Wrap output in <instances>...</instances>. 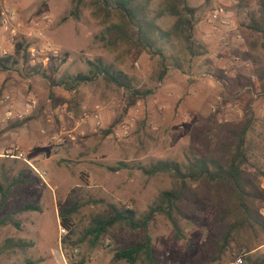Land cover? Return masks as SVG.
Wrapping results in <instances>:
<instances>
[{"label": "rangeland", "instance_id": "obj_1", "mask_svg": "<svg viewBox=\"0 0 264 264\" xmlns=\"http://www.w3.org/2000/svg\"><path fill=\"white\" fill-rule=\"evenodd\" d=\"M183 1L194 9L193 36L207 47L202 55H190L179 36L173 35L167 42L156 40L162 56L125 46L107 49L97 37L102 26L90 16L87 0L78 19L68 15L70 0H0V55L11 53L15 42L21 43L17 63L0 70V95L8 93L12 99L17 95L34 97L42 109L39 113L26 112L17 123H22L25 130L19 128L18 136H14L17 130L8 129L0 143L11 146L20 136L25 140L24 135L27 140L34 139L31 146L19 149L44 171L42 180L22 159L0 157V185L6 192L0 216L8 215L18 222L17 226L0 224V246L7 237L15 240L21 234L27 235L35 248L29 250L28 245L24 249L30 255H35L34 250L44 254L40 264H55L59 249L66 264H128L124 259H113L115 248L138 244L146 236L152 264H223L238 252L262 257L264 245L230 254L219 247L217 236L222 228L215 221L213 205L185 218L176 217L175 226L161 214H153L144 228L136 230L116 224L100 237V244L92 247L86 239L73 247L59 243L66 231L55 215L58 206H75L72 239L81 236L102 202L133 209L138 216L157 192L170 184L166 174H149L142 168L157 160L183 162L190 155L201 154L203 143L211 147L209 129L213 123L250 120V159L261 173L258 179L264 189V92L254 91L249 78L257 77L264 89L262 39L259 32L248 27L250 17L257 15L258 0ZM161 2L150 0L149 16ZM176 3L180 7V1ZM216 5L225 8L231 31L238 34L222 60L213 56L214 47L200 38L201 20ZM9 11L16 13L20 23L13 38L1 23ZM43 13L51 23L42 29V41H49L58 50L55 56L45 50L31 55L27 48L26 40L32 39L26 34L28 21ZM155 22L166 28L173 17L163 15ZM232 57L237 61L231 62ZM95 58L130 75L135 87L150 92L128 104V92L100 75L74 83L75 74H90L86 61ZM162 69L164 74L158 79ZM8 105L0 103V110L10 108ZM39 127L43 131H37ZM28 128H34V133L26 132ZM244 167L253 172L252 167ZM17 175L24 180L14 182ZM29 199L44 207L40 215L17 212ZM259 212L264 217V201ZM10 250L0 251V264L22 263L24 256L11 254ZM133 264L150 261L140 254ZM243 264H248L245 259Z\"/></svg>", "mask_w": 264, "mask_h": 264}, {"label": "trees", "instance_id": "obj_2", "mask_svg": "<svg viewBox=\"0 0 264 264\" xmlns=\"http://www.w3.org/2000/svg\"><path fill=\"white\" fill-rule=\"evenodd\" d=\"M178 7L176 0H162L161 5L152 16L148 15L150 0H87L90 16L97 19L102 26L98 39L110 50L119 46L133 48L136 52L146 51L157 53L156 40L167 42L171 35L179 36L184 42L187 52L192 56L206 52V45L198 42L194 36V9L188 7L183 0ZM68 15L78 19L84 0H70ZM257 15L254 14L248 22V27L259 32L261 48L264 50V0L257 1ZM170 15L173 22L169 27L161 28L155 19ZM21 43L15 42L11 53L0 55V70H8L17 63V54ZM64 59H62V62ZM89 75L77 73L72 77L74 83L89 80L95 75L102 76L107 82L128 92L129 103L146 96L149 89H140L132 83L131 76L106 64L100 58L87 60ZM164 74L162 69L158 79ZM250 120L234 124L231 122L213 123L209 129L212 140L211 147L202 144L199 155H190L183 162L173 160H157L143 167L142 171L149 174L164 173L170 179L167 188L160 189L152 203L145 211L136 215L133 209L118 206L112 202H102L101 209L89 219L80 237L72 239V218L75 206H58L56 215L58 224L66 231L59 238L60 245L75 246L86 239L90 247L100 244V237L112 226L123 224L130 230L144 228L153 214H161L175 226V218H185L193 212L202 210L208 205L216 207L215 221L221 226L217 236V244L230 252H248L253 247L264 245V217L259 212L264 201V189L260 186L255 162H251V140L248 137ZM245 165L253 168L248 172ZM14 182L22 181L18 175ZM14 184V183H12ZM6 192L0 185V208L5 200ZM100 201V200H99ZM98 201V202H99ZM39 210V205L32 199L26 200L17 208V212ZM17 226L18 222L8 215L0 216V224ZM30 245L23 239L5 238L0 251L23 250ZM113 259H124L128 264L138 260L139 255L149 257V238L138 244L118 245ZM248 264H264V253L261 258H251L243 255ZM229 260V259H228Z\"/></svg>", "mask_w": 264, "mask_h": 264}, {"label": "built area", "instance_id": "obj_3", "mask_svg": "<svg viewBox=\"0 0 264 264\" xmlns=\"http://www.w3.org/2000/svg\"><path fill=\"white\" fill-rule=\"evenodd\" d=\"M1 23L3 24L4 28H8V35L10 38H13V36L17 34V28L20 26V23L17 20L16 13H14V11H9V13L4 14L3 18L1 19ZM28 23L29 25L26 28H28L29 31L26 34H31L32 39L26 41L29 42L27 48L29 49L31 55H33L34 52H42L45 50L46 52H49L50 55L55 56L58 50L53 47L49 41H42V29L51 23L50 17L43 13L37 18L30 19ZM201 24L203 28L200 34L201 40L205 43H210L214 47L212 55L215 57L217 56L219 60H222L223 56H225L227 52L231 40L238 38V34H235L231 31L232 25L230 23L228 13L222 5H216L210 11L205 13V16H203L201 20ZM35 44H37L38 48H36ZM236 61L237 58L232 57L231 62ZM221 68L224 67L222 66ZM249 78L254 82V75H250ZM10 98L11 97L8 93L2 94L0 95V103H9ZM34 103L35 101L31 99L30 104L32 105ZM22 117V113L13 114V111L10 108H6L3 113L4 120H9L12 118L21 119ZM0 157L22 159L42 180H44V171H40L34 165H32L31 162L25 158L23 152L18 146L11 145L4 148L0 151ZM61 230L63 229H60V231ZM76 250L77 249L74 248L72 249V252L75 253ZM242 256L243 253L238 252L223 264H243Z\"/></svg>", "mask_w": 264, "mask_h": 264}, {"label": "crops", "instance_id": "obj_4", "mask_svg": "<svg viewBox=\"0 0 264 264\" xmlns=\"http://www.w3.org/2000/svg\"><path fill=\"white\" fill-rule=\"evenodd\" d=\"M258 80L259 79L257 77H255V80L253 82L254 84H253L252 87H253L254 91H256V92H259V93L264 92L263 86L260 85V83H259ZM31 99H33L35 101V103H37V101H36V99L34 97H28L26 95V96H24V97L21 98V95H17L14 99H12V97L10 98V102H9V105L8 106L13 111V114H15V113H22V111H25V113H22L23 116L26 114V112H30V113L31 112L32 113H35V112L36 113L37 112L39 113V112H41L42 109H41L40 104L37 103L35 105V103H34V104L31 105L30 104V100ZM23 105H24V107L22 108ZM3 113H4V110L3 111L0 110V130L1 129L3 130V131L1 130V132H0V137L1 136H4L6 134V132H7L8 129L9 130L16 129L17 131H15V133H13L12 135L15 134L16 136H18L17 133H19L20 129H22V128L24 129L25 126L22 123L17 124L20 119L12 118V119H9V120H4L3 119ZM13 123H15L16 125L14 124L13 126H9V124H13ZM41 130L43 131V128H40L39 127L37 129V131H40V132H41ZM26 132H30V134H31V132L34 133V128H31L30 130L28 128V130H26ZM22 134H24V133L20 132V135H22ZM27 137H28L27 135L26 136L24 135V138H25V140H24L20 136L18 139H16L15 143L12 144V145H16L18 147L19 146H22V147L29 146L30 145V142L34 141V139L32 140L30 138L29 140H27ZM29 137H30V135H29ZM26 141H28V142H26ZM7 145L8 144L7 143H4V142L0 143V149L3 146H7ZM8 146H10V145H8ZM31 164L34 165L32 162H31ZM35 167L37 168V166H35ZM38 205H39V208H40L39 210H37V211L36 210L26 211V212H28L26 214H35L36 213V214H39L40 215L42 213V211L44 210V207L41 206L40 204H38ZM55 215H56V210H55ZM32 223L33 222H30V225L31 226L34 225ZM18 238H20V239L26 238L25 240L30 242V248L31 249H29V250H32L33 248H35L34 241H33V239L31 237H29L27 235H22L21 234V235L18 236ZM28 238H30V239H28ZM34 251L36 252V253H34L35 255H30L29 253L27 254V250H25V249L24 250H15L14 252H11V254H19V255H23L24 256L22 263L19 262V263H15V264H40L41 262H43L45 260V256H44V254L43 255H38L37 254L38 253L37 250H34ZM56 252H57V254H56L57 257L55 258V260H53V262L55 264H66V262L64 260V257L62 255L60 249H59V251H56ZM51 257H52V255H51Z\"/></svg>", "mask_w": 264, "mask_h": 264}]
</instances>
